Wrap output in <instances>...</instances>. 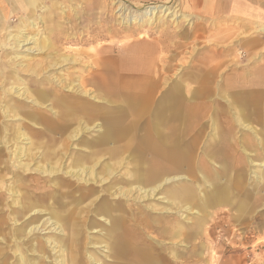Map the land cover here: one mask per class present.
Wrapping results in <instances>:
<instances>
[{
	"label": "rangeland",
	"instance_id": "rangeland-1",
	"mask_svg": "<svg viewBox=\"0 0 264 264\" xmlns=\"http://www.w3.org/2000/svg\"><path fill=\"white\" fill-rule=\"evenodd\" d=\"M58 2L60 10L52 12L48 22L42 14L23 21L11 16L0 26V207L1 202L11 203V191L30 194L42 201L43 209L54 205L61 224L68 220L72 226L74 221L81 223L80 245L86 237H98L97 229L113 239L121 229H127L142 233L149 241L150 256L159 257L165 264H264V190L253 175L264 161V144L258 140L264 136V108L259 100L243 99L239 109L225 96L223 106L216 103L214 107L225 112V131L213 137L211 120L217 110L210 109L206 116L210 119L200 126L205 129L202 140L194 142L193 165L175 163L174 156L151 162L149 157L130 156L127 151L122 157L102 154L91 174L79 176L66 170L74 167L75 156H86L85 144L95 141L99 132L95 128L76 129L69 123L73 115L63 112L59 118L55 113L66 101L96 100L87 95L94 94V86L87 84L86 76L99 46H109L114 53L118 46L140 39L153 47L154 58L173 57L170 64L157 62L153 68L165 71L167 90L181 68L196 69L203 61L209 67L219 64L221 72L227 74L242 75L248 70L264 73V31L228 22L190 20L187 24L164 17L162 12L151 19L139 17L140 9L148 5L134 6L128 0ZM116 2L124 6V12L117 11ZM135 13L137 22L128 21L127 15ZM29 20L36 26L28 25ZM25 29L36 33L39 41L26 45L33 52L15 49ZM15 87L23 96L15 93ZM188 96L192 98L187 102H197L195 93ZM33 99L40 102L36 104ZM6 103H12L7 116L2 110ZM124 119H128L127 113ZM49 121L60 125L59 132L44 126ZM21 128L33 141L27 157L21 153L16 157L14 152L20 142L29 146L25 139L12 134ZM230 137L235 143L227 145ZM51 138L59 142L55 154L53 158L43 157ZM219 140L222 142L216 145ZM212 148L214 155L209 157ZM106 163L113 171L109 175L103 173ZM147 164L163 167V175L169 180L145 196L137 189L132 170L137 167L142 173ZM55 197L60 203H53ZM78 255L82 258L79 264L85 262L81 251Z\"/></svg>",
	"mask_w": 264,
	"mask_h": 264
},
{
	"label": "crops",
	"instance_id": "crops-1",
	"mask_svg": "<svg viewBox=\"0 0 264 264\" xmlns=\"http://www.w3.org/2000/svg\"><path fill=\"white\" fill-rule=\"evenodd\" d=\"M128 2L134 6L148 5L140 9L141 12L148 7H156L158 10L161 6H167L171 12L164 17L175 21L184 20L187 24H190V20L214 24L228 22L264 31V0ZM168 2L173 4L158 5ZM152 4L158 6H149ZM60 6L58 0H0V26L8 22L11 16L23 21L42 14L45 22H48L51 13L59 11ZM146 44L139 39L118 46L115 54L111 47L99 46L92 57V70L86 76L87 84L94 86V94L87 95L96 100H89V103L66 101V106H59L55 112L59 118L63 112L73 115L69 123L74 128L78 127L82 131L95 128L99 132L98 138L108 136L113 141V153L105 154L122 157L130 151V156L149 157L151 162L156 158L174 156L175 163L183 161L193 165L196 156L193 151L196 146L194 142L202 140L205 129L202 130L200 126L210 119V116L206 118L210 109L213 112L217 110L215 113L225 118V112L217 109L223 106L225 97L232 98L238 109L246 98L259 100V105L264 108L263 72L248 70L242 75L227 74L221 72L219 64L209 67L208 62L203 61L196 69L184 71L181 68L180 75L169 82L170 87L166 90L168 77L163 73L165 71L158 72L153 68L157 62L170 64L174 58H154L153 47ZM191 93L198 95L194 98L197 102H187ZM163 99L169 103H163L162 106L160 101ZM210 100L214 101L212 105ZM216 103L218 107H214ZM126 113L127 120L124 119ZM97 120L100 122L97 123ZM213 125L214 119L211 120L212 128ZM54 126L57 129L60 127ZM143 126L144 130L140 131Z\"/></svg>",
	"mask_w": 264,
	"mask_h": 264
},
{
	"label": "bare ground",
	"instance_id": "bare-ground-1",
	"mask_svg": "<svg viewBox=\"0 0 264 264\" xmlns=\"http://www.w3.org/2000/svg\"><path fill=\"white\" fill-rule=\"evenodd\" d=\"M116 4L117 11H120L121 13L122 11H125L120 3L116 2ZM158 10L156 7H148L142 10L143 12H141L142 14H139V17L149 16L148 18L151 19V17L157 12H162V14H168L171 12L167 6H161ZM137 19L138 15L136 13L127 15V20L130 22L136 21ZM40 21L43 23V19H40ZM28 25L34 27L36 26V23L33 22V20H29ZM11 37H13L12 34ZM19 38L20 40L15 49H24L26 52L34 51L31 46L26 45L38 41L36 39V33L30 34L25 29L21 32ZM1 46L0 43V48ZM54 78L56 77L54 76ZM68 89L70 88L68 87ZM13 90L17 95L21 94L23 96V93L19 91L18 87L13 88ZM32 101L36 104L40 102L37 99H33ZM160 102L162 106H164L163 103H169L166 99H163ZM11 104L12 103H6L3 105L2 110L5 116L10 112L9 108L11 107ZM51 109H53V107H51ZM57 111L58 110H56V112ZM226 123V117H221L219 114L215 113L213 125L214 138L223 134ZM33 124H37V122H34ZM44 126L49 131L59 132L60 130L59 128L58 130L51 121L44 123ZM248 129H250V132L256 136L255 130L251 127ZM12 134L17 137H22L26 140L25 143H29L28 147L24 146L23 142L16 144L14 147L16 157H19L20 153L23 154L22 156L27 157V151L33 141H31L29 135H27L22 128L19 131H14ZM258 140L261 144H264V136L258 138ZM243 141L244 143L247 142L245 139H243ZM56 142L58 141L55 140V142H53V138H51L50 144L45 145L47 153H45L43 157L49 156L50 158H53L56 150ZM221 142L222 141L219 140L216 145ZM225 143L231 145L232 143H235V141L230 137ZM60 145L62 144L60 143L59 146ZM112 146L113 141L109 140V137L106 135L87 143V145L85 144L84 147L88 149L86 156L84 158L75 156L73 162L74 167L70 168V170H66V173H71L74 176L82 174L86 175L87 173L91 174L93 167L99 162L102 154L109 153L112 155ZM209 151L211 153L209 157L213 156V148ZM242 151L246 153L245 149ZM247 159L249 162L253 161L249 160V155ZM24 164L27 165L28 163L26 162ZM259 164H262V168L259 169L257 167L256 170H254L253 175L259 179L261 182V189L264 190V161L261 160ZM132 171L135 181L137 182V189L142 191L145 196L151 195L160 185H162V182L169 180L166 175H163L165 174V172H163V167L154 168L147 164L146 169L143 170L142 173H139L137 167H134ZM112 172L111 165L106 163L103 173L109 175ZM149 183L155 184L151 186L148 185ZM16 194V192L11 191L13 199L10 204H4L1 202L0 264H79V259H82L78 255L80 251L86 257L85 262H81L82 264H165L159 257L150 256V246L147 243L149 241L142 237V233L135 231L131 233L127 229H121V231L117 232L114 239L103 229H97L96 233L99 235L98 237H90V239L86 237V241H83L80 245L79 238L81 236L82 226L79 221H74L73 226L71 225L70 220H68L66 224H61L58 220L59 218L55 217L57 210L54 205L48 206V209H50L46 210V208L43 209L40 204L42 201L31 198L30 194ZM216 194L218 196L217 198H219V193ZM54 199L53 203H60L59 199L56 197ZM4 207L7 208V212L4 211ZM187 208L188 207L186 206L184 209ZM104 220L107 221V219ZM108 222H110L109 219L107 223ZM118 226L119 223H116L115 228ZM45 230L49 233H42ZM89 245L90 247H88Z\"/></svg>",
	"mask_w": 264,
	"mask_h": 264
}]
</instances>
